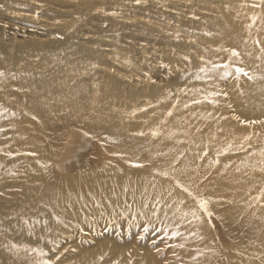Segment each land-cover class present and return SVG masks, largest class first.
I'll use <instances>...</instances> for the list:
<instances>
[{
  "label": "bare ground",
  "instance_id": "1",
  "mask_svg": "<svg viewBox=\"0 0 264 264\" xmlns=\"http://www.w3.org/2000/svg\"><path fill=\"white\" fill-rule=\"evenodd\" d=\"M261 5L264 21V0ZM244 22L224 4L214 27L220 34H228V25L238 27L237 35L227 39L236 55L226 57L238 58L247 75L239 86H227L228 100L251 101L252 116L259 119L254 128L238 127L225 116L212 76L218 70L205 65L204 73L193 71L189 84L174 96L169 91L123 95L111 85L113 79L104 81L90 71L91 57L72 38L62 51L28 49L16 55L0 50V119L10 124L17 141L0 143V180L15 177V187H22L10 194L0 184L6 200L5 206L0 203V263L50 264L58 231L99 211L156 218L173 238L178 264H225L199 211L198 201H206L218 215L219 204L227 207L222 216L246 245L243 264H264V55L255 50L264 48V41L253 44L255 33ZM252 29L264 33V25ZM198 39L200 48L209 51V42ZM222 54L209 53L206 59ZM84 75L92 77V87H80ZM152 101L156 109L144 111ZM52 115L101 126L105 139L120 149L123 168L105 172L113 173L109 176L89 170L45 182L40 189L37 181L47 164L41 131ZM16 152H22L19 161L11 158ZM129 256L133 264H156L147 252L135 255L125 244L78 248L58 264H125Z\"/></svg>",
  "mask_w": 264,
  "mask_h": 264
},
{
  "label": "rangeland",
  "instance_id": "2",
  "mask_svg": "<svg viewBox=\"0 0 264 264\" xmlns=\"http://www.w3.org/2000/svg\"><path fill=\"white\" fill-rule=\"evenodd\" d=\"M196 2L200 7L195 6ZM261 2L0 0V50L16 55L28 49L62 51L68 47L66 40L72 38V42H77V48L91 57L90 71L104 81L113 79L114 84L111 85L123 95L169 91L168 94L174 96L181 86L189 84L193 71L197 75L203 74L205 65L218 70L212 76L218 85L217 95L225 116L238 127L254 128L259 119L252 116L255 109L251 101L245 99L232 104L228 100L230 93H227V86L233 82L239 86L247 75L238 58L230 60L226 57V54L236 52L228 47L230 42L227 39L230 34L237 35L238 27L228 25V34H220L214 23L220 18L221 6L228 5L235 14L244 16L243 27L254 31L253 44L264 41L262 30L252 29L264 25ZM198 37L209 42V51L200 48ZM255 50L264 55V48ZM253 51L250 53L253 54ZM209 53L223 54L211 61L206 59ZM219 70L223 73L220 74ZM219 77L221 79L218 81ZM93 84L90 75H84L80 81L83 88L92 87ZM154 105L157 103L152 101L142 108L144 111L154 110ZM56 116L52 115L41 131L44 139L42 151L47 164L37 181L40 189L45 182L57 183L89 170L109 176L113 173L105 172L123 168L125 164L120 149L114 142L105 139L101 126L90 128L71 115H58V119ZM16 142L11 135L10 124L0 119V143L10 145ZM21 155L22 152H16L11 158L19 161ZM16 180L15 177H3L0 184L8 188L10 194H19L22 187H15ZM179 189L193 196L192 192H186L181 187ZM0 203L5 206V198L0 197ZM198 205L207 232L214 244L218 245V252L225 257V264H243L242 259L247 256L242 251L246 245L222 216L228 213L227 207L219 204L218 210L222 215H218L206 201H198ZM163 228L156 218L112 217L98 211L58 231L51 247L50 264H58L78 248L92 251L102 244H125L135 255L147 252L156 264H178L179 251L172 236ZM133 263L134 258L129 256L125 264Z\"/></svg>",
  "mask_w": 264,
  "mask_h": 264
},
{
  "label": "snow or ice",
  "instance_id": "3",
  "mask_svg": "<svg viewBox=\"0 0 264 264\" xmlns=\"http://www.w3.org/2000/svg\"><path fill=\"white\" fill-rule=\"evenodd\" d=\"M233 55H236V53L234 52ZM237 71H240V69H237ZM201 207H202V208L204 207L203 202L201 203Z\"/></svg>",
  "mask_w": 264,
  "mask_h": 264
}]
</instances>
